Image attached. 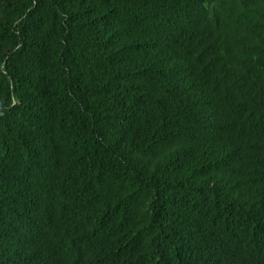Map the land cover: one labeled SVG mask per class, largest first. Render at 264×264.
Returning <instances> with one entry per match:
<instances>
[{
	"label": "trees",
	"instance_id": "trees-1",
	"mask_svg": "<svg viewBox=\"0 0 264 264\" xmlns=\"http://www.w3.org/2000/svg\"><path fill=\"white\" fill-rule=\"evenodd\" d=\"M0 264H264V0H0Z\"/></svg>",
	"mask_w": 264,
	"mask_h": 264
}]
</instances>
